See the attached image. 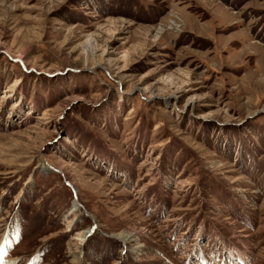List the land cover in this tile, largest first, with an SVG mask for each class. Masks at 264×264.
<instances>
[{
  "label": "rangeland",
  "instance_id": "1",
  "mask_svg": "<svg viewBox=\"0 0 264 264\" xmlns=\"http://www.w3.org/2000/svg\"><path fill=\"white\" fill-rule=\"evenodd\" d=\"M4 242L0 264H264V0H0Z\"/></svg>",
  "mask_w": 264,
  "mask_h": 264
},
{
  "label": "bare ground",
  "instance_id": "2",
  "mask_svg": "<svg viewBox=\"0 0 264 264\" xmlns=\"http://www.w3.org/2000/svg\"><path fill=\"white\" fill-rule=\"evenodd\" d=\"M89 234H90V232H87V233L84 232L82 235H80L79 240L81 242H84L86 240L87 236H89ZM112 237L116 238L117 240L122 241L124 244H128V243L133 241L134 235L126 233V232H122V233H118L116 235H113ZM9 246L10 245L8 244V242H4L2 245H0V261L2 260V256H4L3 253L5 252L6 249L9 248ZM241 262L243 264H245L244 260H241Z\"/></svg>",
  "mask_w": 264,
  "mask_h": 264
},
{
  "label": "water",
  "instance_id": "3",
  "mask_svg": "<svg viewBox=\"0 0 264 264\" xmlns=\"http://www.w3.org/2000/svg\"><path fill=\"white\" fill-rule=\"evenodd\" d=\"M77 205L80 206L78 202H77ZM96 229H97V228L94 227V228L91 230V233H93Z\"/></svg>",
  "mask_w": 264,
  "mask_h": 264
}]
</instances>
